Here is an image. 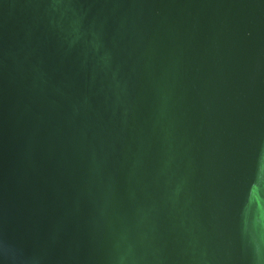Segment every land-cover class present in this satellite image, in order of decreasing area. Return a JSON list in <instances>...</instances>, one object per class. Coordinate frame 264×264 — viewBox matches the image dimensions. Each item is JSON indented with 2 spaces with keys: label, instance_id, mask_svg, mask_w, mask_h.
I'll return each mask as SVG.
<instances>
[{
  "label": "water",
  "instance_id": "obj_1",
  "mask_svg": "<svg viewBox=\"0 0 264 264\" xmlns=\"http://www.w3.org/2000/svg\"><path fill=\"white\" fill-rule=\"evenodd\" d=\"M0 264H264V0H0Z\"/></svg>",
  "mask_w": 264,
  "mask_h": 264
}]
</instances>
